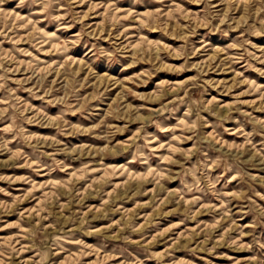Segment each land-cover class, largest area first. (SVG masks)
<instances>
[{"label":"rangeland","instance_id":"rangeland-1","mask_svg":"<svg viewBox=\"0 0 264 264\" xmlns=\"http://www.w3.org/2000/svg\"><path fill=\"white\" fill-rule=\"evenodd\" d=\"M0 264H264V0H0Z\"/></svg>","mask_w":264,"mask_h":264}]
</instances>
